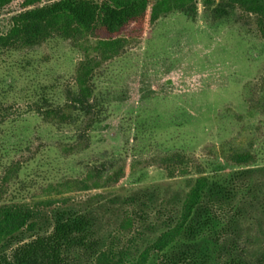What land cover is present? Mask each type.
Masks as SVG:
<instances>
[{
    "label": "rangeland",
    "instance_id": "1",
    "mask_svg": "<svg viewBox=\"0 0 264 264\" xmlns=\"http://www.w3.org/2000/svg\"><path fill=\"white\" fill-rule=\"evenodd\" d=\"M25 2L11 0L0 9V34ZM197 2L194 20L181 13L148 18L138 42L112 59L98 58L95 84L105 114L88 142H76L70 130L32 111L41 95L64 102L62 92L73 87L82 52L71 42L54 41L0 58V205H112L146 189L160 201L184 197L199 178L197 170L171 178L163 161L183 154L194 168L231 184L249 209L241 254L264 248V40L249 17L236 13L212 22ZM236 152H251L254 163L235 165ZM87 165L101 174L85 188ZM248 168L263 170L248 182L234 180ZM140 232L138 226L105 227L124 245Z\"/></svg>",
    "mask_w": 264,
    "mask_h": 264
},
{
    "label": "trees",
    "instance_id": "2",
    "mask_svg": "<svg viewBox=\"0 0 264 264\" xmlns=\"http://www.w3.org/2000/svg\"><path fill=\"white\" fill-rule=\"evenodd\" d=\"M201 1L212 22L239 13L252 20L264 40V0ZM10 2L0 0V9ZM173 13L194 20L198 2L26 0L23 11L11 18L7 32L0 34V58L54 41L71 42L75 51L82 52L84 60L75 71L73 87L62 92L64 102L41 95L32 111L47 124L70 130L76 142H88L105 114L95 84L98 58L118 56L128 44L141 39L148 18L155 22ZM231 159L238 166L254 163L251 152H236ZM163 161L171 178L197 170L199 178L184 197L175 194L160 201L155 190L146 189L116 198L112 205H0V264H150L155 258L157 264H264V248L253 256L241 254L243 224L250 211L232 185L201 167L194 168L183 154L169 155ZM85 169L84 185L101 174L93 165ZM260 169L248 168L234 174V180L248 182ZM122 174L117 173L115 179ZM110 224L124 231L138 226L142 232L136 241L124 245L105 233ZM201 250L208 253L203 255Z\"/></svg>",
    "mask_w": 264,
    "mask_h": 264
}]
</instances>
